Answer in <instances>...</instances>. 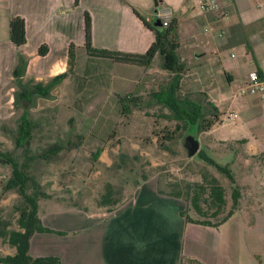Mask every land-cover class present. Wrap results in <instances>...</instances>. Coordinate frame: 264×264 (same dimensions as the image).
<instances>
[{
  "label": "rangeland",
  "instance_id": "rangeland-1",
  "mask_svg": "<svg viewBox=\"0 0 264 264\" xmlns=\"http://www.w3.org/2000/svg\"><path fill=\"white\" fill-rule=\"evenodd\" d=\"M194 6L193 18L178 16L176 52L184 63L178 94L203 106V122L214 119L208 129L182 126L153 95L173 75L162 67L160 53L149 66L78 53L69 75L53 83L46 95L32 94L29 101L20 99L14 105L16 85L11 80L13 88L6 89L3 104L6 114L0 116V156L27 164L26 190L34 192L37 214L45 212L48 217L54 206L61 209L65 203L94 210L104 209V205L118 207L143 179L154 182L163 194L172 189L168 182L177 183L183 192L172 196L178 198L183 212L198 216L186 183H207L216 176L224 188L225 204L215 217L211 215L214 208L204 204L207 216L214 220L232 208L234 187L239 190V200L220 225L218 240L211 231L198 232L204 245L197 246L202 255L197 259L204 264H264V94L237 92L252 71L264 67V21L255 23V28L242 26L234 34L223 22L209 23L199 4ZM250 11L263 15L264 0H252ZM154 19L164 27L158 14ZM43 82L47 84L48 79ZM122 100L128 104L126 111ZM209 101L218 107L217 118ZM25 106L36 122L27 152L16 147L14 139ZM177 122L181 125L173 132ZM194 138L198 148L189 155ZM53 142H62V148L40 157ZM200 150L226 164L233 180L199 157ZM27 154L34 157L28 159ZM11 169L9 161L0 162V219L7 220L8 230L20 228L19 208L25 204L17 187L4 186ZM107 184L116 200L100 204ZM2 240L0 256L12 245ZM185 247L189 249V241Z\"/></svg>",
  "mask_w": 264,
  "mask_h": 264
},
{
  "label": "crops",
  "instance_id": "crops-1",
  "mask_svg": "<svg viewBox=\"0 0 264 264\" xmlns=\"http://www.w3.org/2000/svg\"><path fill=\"white\" fill-rule=\"evenodd\" d=\"M251 2L216 0V8L205 11V15L209 23L223 22L225 28L232 27L237 34L242 26L253 27L264 21V14H251ZM158 4L161 6L154 12V0H0V116L6 114V89L13 88L12 70L19 53L26 57L25 78L44 81L63 72L67 77L69 45H74L75 57L86 53L85 10L91 16L94 46L143 52L153 41L156 29H162L154 19L158 11H167L169 19L175 17L178 28V16L193 18L197 0H159ZM16 14L25 21L26 41L20 45L9 36V19ZM262 57L263 66V52ZM63 206H54L49 217L45 212L38 215L51 230L31 234L32 256L56 255L60 264H180L182 258L199 260L202 256L196 249L204 245L199 231H211L218 240L223 223L215 226L188 221L181 213L184 207L178 198L160 193L149 179L137 183L133 195L115 208L104 205V209L94 210L70 203ZM13 249L9 246L5 254H12ZM0 250L4 249L0 246Z\"/></svg>",
  "mask_w": 264,
  "mask_h": 264
},
{
  "label": "trees",
  "instance_id": "trees-1",
  "mask_svg": "<svg viewBox=\"0 0 264 264\" xmlns=\"http://www.w3.org/2000/svg\"><path fill=\"white\" fill-rule=\"evenodd\" d=\"M78 3V0H75ZM141 20L150 26L148 21L136 11ZM9 36L13 43L20 45L26 41L25 33V21L21 15H12L9 19ZM179 46L178 33H177V19L172 17L169 23L161 30L156 29L155 37L150 43L148 48L143 52L124 51L119 49L97 47L92 44L91 39V16L87 10L84 12V44L85 52L89 56H97L109 58L113 61L129 62L144 66H149L154 55L158 52L163 56L162 67L170 70L173 75L170 80L153 93L155 98L161 101V103L168 107L171 111L169 117H173L176 120L181 121L182 126L192 128L195 131L208 129L214 122V119H207V122H203L204 118L203 106L188 97H181L178 94V86L180 80V70L183 68L184 63L179 60V56L176 52V48ZM74 45H69V68L75 58L73 49ZM41 52L42 48L39 49ZM26 63V57L23 54L17 55L16 64L12 70V81L16 85L13 91V104L17 105L20 99L30 100L32 94L46 95L49 88L53 83L58 82L67 75V72L57 74L48 78V83L44 84L43 81L34 80L33 78L24 77V67ZM132 100V98H130ZM213 108V116L217 118L218 107L213 102L209 101ZM122 109L126 111L128 104L125 100H122ZM215 118V119H216ZM178 122L176 123L175 130L180 127ZM36 126V122L29 116V108L25 106L21 114L18 117V122L15 128V145L16 147H23L25 152L28 151L30 145V139L32 137V130ZM170 138L171 134L165 135ZM62 142H53L42 154H38L40 157H47L49 154L56 153L62 148ZM100 148L96 149L94 156ZM199 157L205 159L210 164L214 165L217 169L224 172L231 180L233 175L226 164H221L209 155H206L204 151H198ZM34 155L27 154V158H33ZM11 159V158H10ZM9 161L12 164L11 174L6 177L4 186L6 188L17 187L20 194L25 200V204L19 208L18 224L19 229L8 230L7 220L0 219V237L7 239V241L15 246V252L13 254H5L0 256V261H5L7 264H60L59 257L56 255H40L32 256L29 253V239L34 231H48L51 230L47 226L43 225L40 217L36 212L34 192H28L26 190V179L30 176L27 175L25 170L27 164L24 162L19 163L15 160H6L0 156V162L5 163ZM25 172V173H24ZM144 177V176H143ZM205 180H207L206 176ZM172 189L166 191L167 194L180 196L182 190L178 187L177 183L168 182ZM187 188L190 191V201L193 210L198 216H192L187 212L181 211L188 221L202 223L206 225H219L224 222L233 213V209L236 208L239 200V190L234 187L232 189V208L222 217L212 220L207 216V212L202 208L205 204L206 207H213L211 211L212 216H216L218 211L225 204V194L223 186L218 182L216 176H211L207 183L204 182H188ZM34 191V190H33ZM188 195V191H186ZM116 198L112 194L111 184H107V189L98 199L100 204L114 203ZM204 215V216H203ZM180 264H203L199 260L194 258H182Z\"/></svg>",
  "mask_w": 264,
  "mask_h": 264
},
{
  "label": "built area",
  "instance_id": "built-area-1",
  "mask_svg": "<svg viewBox=\"0 0 264 264\" xmlns=\"http://www.w3.org/2000/svg\"><path fill=\"white\" fill-rule=\"evenodd\" d=\"M197 3L204 11L213 10L217 6L216 0H197ZM158 15L161 16L162 23L166 26L170 20L168 18L167 11H158ZM237 92L242 94L260 92L264 94V67L259 70L252 71L246 83L239 87ZM232 115L234 114L232 113Z\"/></svg>",
  "mask_w": 264,
  "mask_h": 264
},
{
  "label": "water",
  "instance_id": "water-1",
  "mask_svg": "<svg viewBox=\"0 0 264 264\" xmlns=\"http://www.w3.org/2000/svg\"><path fill=\"white\" fill-rule=\"evenodd\" d=\"M158 3H159V0H154V4H155L154 12L157 11L156 6L158 5ZM197 148H198V141L196 138H194L193 146L191 147V149H189L188 154L189 155L193 154L197 150Z\"/></svg>",
  "mask_w": 264,
  "mask_h": 264
}]
</instances>
